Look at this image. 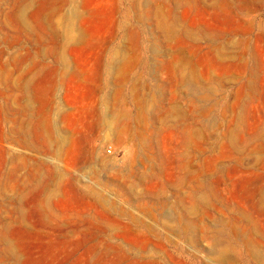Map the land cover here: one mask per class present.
<instances>
[{
  "label": "rangeland",
  "instance_id": "1",
  "mask_svg": "<svg viewBox=\"0 0 264 264\" xmlns=\"http://www.w3.org/2000/svg\"><path fill=\"white\" fill-rule=\"evenodd\" d=\"M0 264H264V0H0Z\"/></svg>",
  "mask_w": 264,
  "mask_h": 264
}]
</instances>
